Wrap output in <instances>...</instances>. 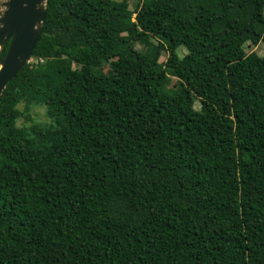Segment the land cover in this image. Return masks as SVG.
Here are the masks:
<instances>
[{"label": "trees", "instance_id": "trees-1", "mask_svg": "<svg viewBox=\"0 0 264 264\" xmlns=\"http://www.w3.org/2000/svg\"><path fill=\"white\" fill-rule=\"evenodd\" d=\"M261 41L264 0H47L0 97V264H264Z\"/></svg>", "mask_w": 264, "mask_h": 264}, {"label": "water", "instance_id": "water-1", "mask_svg": "<svg viewBox=\"0 0 264 264\" xmlns=\"http://www.w3.org/2000/svg\"><path fill=\"white\" fill-rule=\"evenodd\" d=\"M47 0H6L0 12V97L7 83L24 67L43 31ZM0 50V52H1Z\"/></svg>", "mask_w": 264, "mask_h": 264}, {"label": "rangeland", "instance_id": "rangeland-1", "mask_svg": "<svg viewBox=\"0 0 264 264\" xmlns=\"http://www.w3.org/2000/svg\"><path fill=\"white\" fill-rule=\"evenodd\" d=\"M5 1L6 0H0V12H2L4 10V7H2V4ZM129 3H130V8H133L135 5V0H129ZM135 47L138 49L142 48V46L138 43L135 44ZM243 47H244V50L246 53H249L251 51H255L259 55L264 54V41L259 42V44H257V45L246 43ZM179 52H180V54H183L185 52L184 47L181 46L179 48ZM166 58H167V54L162 53L161 56L159 57V61H165ZM176 81H177L176 78L169 76L167 84L164 85V91L166 93H169V94L172 93V91L174 89L173 86L176 84ZM194 106H195V108H199L198 101H195ZM18 108L20 110H23L22 105H19ZM29 113L31 114V116L33 118V123H39V124H43V125H46L49 123V119L46 116L44 106H33L31 108V110L29 111ZM23 120H24L23 118H20L17 123L19 125H22L24 123ZM31 123L32 122H26V125L30 126Z\"/></svg>", "mask_w": 264, "mask_h": 264}]
</instances>
